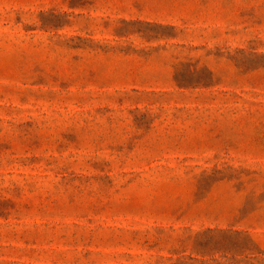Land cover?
Returning a JSON list of instances; mask_svg holds the SVG:
<instances>
[{"label": "rangeland", "instance_id": "obj_1", "mask_svg": "<svg viewBox=\"0 0 264 264\" xmlns=\"http://www.w3.org/2000/svg\"><path fill=\"white\" fill-rule=\"evenodd\" d=\"M0 264H264V0H0Z\"/></svg>", "mask_w": 264, "mask_h": 264}]
</instances>
